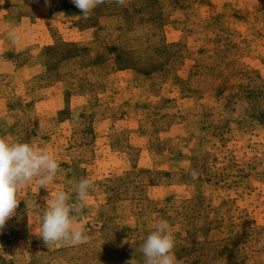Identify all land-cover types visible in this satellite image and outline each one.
Returning a JSON list of instances; mask_svg holds the SVG:
<instances>
[{
    "label": "rangeland",
    "instance_id": "374dc122",
    "mask_svg": "<svg viewBox=\"0 0 264 264\" xmlns=\"http://www.w3.org/2000/svg\"><path fill=\"white\" fill-rule=\"evenodd\" d=\"M0 137L60 165L18 191L0 264H144L162 219L179 264H264V0H4ZM82 177L90 242L47 247L45 197Z\"/></svg>",
    "mask_w": 264,
    "mask_h": 264
},
{
    "label": "clouds",
    "instance_id": "9594fccd",
    "mask_svg": "<svg viewBox=\"0 0 264 264\" xmlns=\"http://www.w3.org/2000/svg\"><path fill=\"white\" fill-rule=\"evenodd\" d=\"M4 0H0L2 4ZM82 12L84 19L105 0H71ZM123 5L124 0H115ZM46 6L50 0H45ZM63 14V13H61ZM9 39L16 43L20 36L17 29L8 32ZM60 165L53 155L43 148H36L29 143H9L5 137H0V231L8 219L16 214L20 199L19 190L33 179L39 188L50 189ZM93 182L81 178L75 188V198L65 191H59L50 198L45 197L46 206L39 212L40 233L47 247L70 244L81 245L90 242V236L85 229L84 212L89 203ZM175 243L167 220H160L155 230L147 235L141 245L144 264H179L174 254Z\"/></svg>",
    "mask_w": 264,
    "mask_h": 264
},
{
    "label": "trees",
    "instance_id": "16d2710c",
    "mask_svg": "<svg viewBox=\"0 0 264 264\" xmlns=\"http://www.w3.org/2000/svg\"><path fill=\"white\" fill-rule=\"evenodd\" d=\"M75 8H77L76 6H75ZM78 9V8H77Z\"/></svg>",
    "mask_w": 264,
    "mask_h": 264
}]
</instances>
